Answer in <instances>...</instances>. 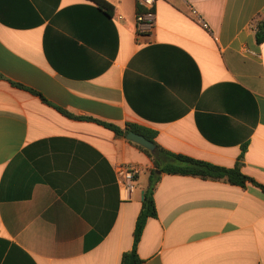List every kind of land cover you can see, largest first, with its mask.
<instances>
[{
    "label": "crops",
    "instance_id": "crops-1",
    "mask_svg": "<svg viewBox=\"0 0 264 264\" xmlns=\"http://www.w3.org/2000/svg\"><path fill=\"white\" fill-rule=\"evenodd\" d=\"M106 1L112 17L93 0H0V264H121L133 248L151 158L56 107L227 168L247 145L241 170L264 185V0H156L152 26L137 0ZM121 164L138 169L133 194ZM155 201L142 264H264L260 187L163 174Z\"/></svg>",
    "mask_w": 264,
    "mask_h": 264
},
{
    "label": "trees",
    "instance_id": "trees-1",
    "mask_svg": "<svg viewBox=\"0 0 264 264\" xmlns=\"http://www.w3.org/2000/svg\"><path fill=\"white\" fill-rule=\"evenodd\" d=\"M98 4L102 11H104L108 16L112 17L113 6L106 0H93ZM144 9L137 7V15L142 13ZM256 41L259 44L264 43V18L259 20L257 23L256 29ZM5 79L2 74H0V80ZM13 85L24 88L31 92L34 95L39 96L45 103L51 104L48 100L39 92L32 89H28L23 85L13 83ZM56 107V106H55ZM60 112L69 118L77 120H92L95 121L111 130H113L117 136L126 137L129 131H134L136 133L144 135L147 139L151 140L156 145V151L154 153L150 152L146 148L136 144L141 148L152 160L153 167L150 171L148 186L145 190L144 198L142 201V209L136 221V226L134 230V243L133 248L130 251L123 253L121 258V264H142L143 259L138 254V245L142 238L143 232L147 225V222L150 218H156L158 216L156 201H155V190L158 183L162 179L163 174H175V175H191L199 176L204 179H216V180H225L233 185H238L243 188H246L247 182L254 184L257 187H260L264 191V185L258 183L253 178L245 175L242 170V159L247 150V145H244L242 153L239 157V160L234 168L222 167L215 165L206 161L198 160L183 154H176L171 151H168L157 144L155 141L157 132L149 130L144 127L137 125L129 124L126 129L121 127L97 120L91 117H80L71 114L70 112L56 107Z\"/></svg>",
    "mask_w": 264,
    "mask_h": 264
},
{
    "label": "built area",
    "instance_id": "built-area-1",
    "mask_svg": "<svg viewBox=\"0 0 264 264\" xmlns=\"http://www.w3.org/2000/svg\"><path fill=\"white\" fill-rule=\"evenodd\" d=\"M156 0H137L139 7L144 9L142 13L136 16L137 23L139 25H150L154 24L155 20V7ZM192 13L198 17L199 14L195 9H192ZM122 18V17H120ZM138 173V169L132 165H118L116 167L117 184L121 190L127 191L129 194L135 192V177Z\"/></svg>",
    "mask_w": 264,
    "mask_h": 264
},
{
    "label": "water",
    "instance_id": "water-1",
    "mask_svg": "<svg viewBox=\"0 0 264 264\" xmlns=\"http://www.w3.org/2000/svg\"><path fill=\"white\" fill-rule=\"evenodd\" d=\"M127 139L133 143H136L150 152L154 153L156 151V145L149 139H147L144 135L136 133L134 131H129L127 133ZM144 195V193H143Z\"/></svg>",
    "mask_w": 264,
    "mask_h": 264
}]
</instances>
